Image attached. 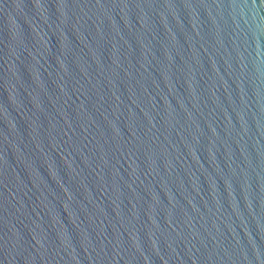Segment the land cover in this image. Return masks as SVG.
Here are the masks:
<instances>
[{"label": "water", "instance_id": "1", "mask_svg": "<svg viewBox=\"0 0 264 264\" xmlns=\"http://www.w3.org/2000/svg\"><path fill=\"white\" fill-rule=\"evenodd\" d=\"M0 264H264V0H0Z\"/></svg>", "mask_w": 264, "mask_h": 264}]
</instances>
